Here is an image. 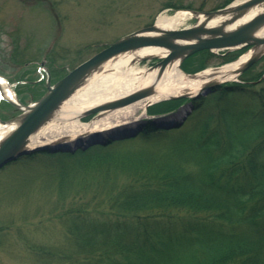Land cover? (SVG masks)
Masks as SVG:
<instances>
[{
    "label": "trees",
    "instance_id": "16d2710c",
    "mask_svg": "<svg viewBox=\"0 0 264 264\" xmlns=\"http://www.w3.org/2000/svg\"><path fill=\"white\" fill-rule=\"evenodd\" d=\"M261 77L221 87L214 96L221 112L192 115L190 127L163 146L157 130L136 139L163 147L161 155L133 149L118 156L104 147L82 154L89 157L78 171L18 190L20 199L36 188L56 197L44 224L0 222V248L15 243L41 264H264ZM56 155L36 151L18 161Z\"/></svg>",
    "mask_w": 264,
    "mask_h": 264
},
{
    "label": "rangeland",
    "instance_id": "374dc122",
    "mask_svg": "<svg viewBox=\"0 0 264 264\" xmlns=\"http://www.w3.org/2000/svg\"><path fill=\"white\" fill-rule=\"evenodd\" d=\"M234 1L236 0H0V74L10 80H22L19 92L26 104H33L47 91L46 83L38 82L41 63H45L44 68L51 71L52 80L57 82L70 70L115 41L152 26L163 14L171 15L179 11L211 12L224 9ZM195 23L194 19H190L181 28ZM250 50L251 47L235 50L227 57H224L227 52L213 53L215 56L212 58L193 55L184 62L187 70L183 67L184 63L181 68L185 74L196 75L206 69H217L234 63ZM158 62L155 59L141 60L134 65L151 68ZM259 77H264V56L245 74L229 82L255 83L260 81ZM31 81L37 83L31 84ZM226 85L229 86V83ZM216 94L201 98L194 115L209 113L217 116L223 106H219L220 100L214 97L218 96ZM178 104L163 101L150 105L146 113L148 117L166 114L165 112H172ZM183 104L185 102H181ZM0 112L5 117L19 114L5 104L0 107ZM96 116L84 117L83 122H90ZM190 121L184 125V130L190 127ZM172 133L173 131L160 134L163 136L162 146ZM138 140L118 142L107 146V149L118 156L133 149L159 155L161 150L164 151L161 146L141 144ZM132 144L136 145L130 146ZM96 150L93 156L104 150V147L99 146L90 151ZM90 151L63 153L55 150L54 154L57 155L44 158L43 162L17 161L3 168L0 171V222L9 223L13 220L17 225L44 224L53 205L54 199L51 198L56 195L50 190L39 188L34 193H29L28 199H20L16 193L18 190L26 191L33 182H41L38 179L47 180L62 172L78 171L83 168L78 164L85 159L87 161L89 157L82 154ZM115 160L118 162L120 158ZM10 244L14 245L13 250L8 247L0 248V264H41L35 258L28 259L22 254L20 245Z\"/></svg>",
    "mask_w": 264,
    "mask_h": 264
},
{
    "label": "water",
    "instance_id": "95a60500",
    "mask_svg": "<svg viewBox=\"0 0 264 264\" xmlns=\"http://www.w3.org/2000/svg\"><path fill=\"white\" fill-rule=\"evenodd\" d=\"M262 4H264V0H246L244 3L232 8L227 6L224 9L211 12L192 11L195 15L193 18L196 20V16L200 13H203L206 19L203 23H199L197 20L194 25L180 29L162 30L158 28L156 22L152 26L140 29L112 43L71 70L56 84L52 85L49 79L47 93L33 105H25L9 100L22 111V114L16 119L9 121V123H16L17 127L0 142V171L7 165L36 151L53 150L52 153H55L54 151L56 150V152L77 153L76 151H88L94 147H107L117 142L136 139L148 128L170 130L180 127L186 118L178 120L177 115L179 110H177L140 120L134 125L125 124L107 131L96 130L87 133V135L79 136L74 140H61L55 144L29 147L30 137L54 117L61 105L69 99L102 64L122 53L136 51L146 47H156L166 50L168 53L165 57L154 56L152 58L142 59L160 60L150 68L151 70L159 69L158 79H160L164 75L166 68L172 62L179 61L181 67L186 59L201 51L210 50L217 53L222 50L230 52L251 47L256 52L239 70V76H241L264 56V37L258 36V32L264 26V13L234 30H227V26L243 17L249 9ZM225 14H230L231 16L221 25L212 27L207 25L213 18ZM223 83L225 82H209L194 96L184 94L179 97H171L170 99H197L200 97H208L215 93ZM154 92L155 88L153 86L142 88L128 96L91 108L84 113V117L99 115L105 111L126 107L136 101L151 96ZM2 122L4 124L8 123L5 121ZM52 147L56 148L53 149Z\"/></svg>",
    "mask_w": 264,
    "mask_h": 264
},
{
    "label": "bare ground",
    "instance_id": "6f19581e",
    "mask_svg": "<svg viewBox=\"0 0 264 264\" xmlns=\"http://www.w3.org/2000/svg\"><path fill=\"white\" fill-rule=\"evenodd\" d=\"M245 1L246 0H236L233 4L229 5V8L238 6ZM262 13H264V4L255 6L249 9L248 12L235 23L228 25L227 30H234L250 22ZM230 16V14L217 16L210 20L207 25L209 27L219 26L225 20L229 19ZM193 17H195V15L192 11H179L171 15L163 14L158 17L157 26L162 30L180 29ZM196 17L199 23H203L206 19L203 13H200ZM258 36L264 37V26L258 32ZM219 52L226 53L227 51L220 50L217 53ZM255 52L256 51L252 49L234 63L227 64L217 69H206L196 75L185 74L179 65V61H175L166 68L164 75L160 79H158L159 69L151 70L150 68H140L134 65V63L140 62L143 58H152L154 56L165 57L168 53L166 50L156 47H146L136 51L122 53L102 64L100 68L61 105L54 117L30 137L29 147L55 144L61 140H74L79 136L87 135V133L96 130L107 131L125 124L134 125L140 120L149 118L146 109L150 105L163 101L178 102V106L173 108V111L179 110L177 115L178 120L186 118L185 121L180 127L170 130L148 128L144 134L147 133L149 129L157 130L160 133H169L179 130L183 128L184 125L188 123L191 116L194 115V111L200 105L198 100L201 97L197 99L170 98L179 97L184 94L194 96L209 82L217 81L226 83L236 80L239 78V70ZM0 84L4 96L9 99H15L14 91L7 84L6 80L0 78ZM149 86L155 88V92L151 96L117 110L102 112L92 121L83 122L84 113L87 110L128 96ZM223 86L225 85L221 87ZM181 102H185V105H181ZM16 127V123L6 125L0 123V142Z\"/></svg>",
    "mask_w": 264,
    "mask_h": 264
}]
</instances>
